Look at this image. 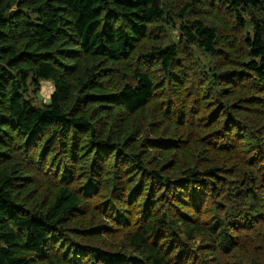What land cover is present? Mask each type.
I'll list each match as a JSON object with an SVG mask.
<instances>
[{
  "label": "trees",
  "instance_id": "trees-1",
  "mask_svg": "<svg viewBox=\"0 0 264 264\" xmlns=\"http://www.w3.org/2000/svg\"><path fill=\"white\" fill-rule=\"evenodd\" d=\"M0 264H264V0H0Z\"/></svg>",
  "mask_w": 264,
  "mask_h": 264
},
{
  "label": "rangeland",
  "instance_id": "rangeland-1",
  "mask_svg": "<svg viewBox=\"0 0 264 264\" xmlns=\"http://www.w3.org/2000/svg\"><path fill=\"white\" fill-rule=\"evenodd\" d=\"M52 89L53 88H52V86L50 84L44 83L42 85L41 97L43 96L44 99H47L49 94H50V92L52 91ZM43 101H45V100H43Z\"/></svg>",
  "mask_w": 264,
  "mask_h": 264
}]
</instances>
